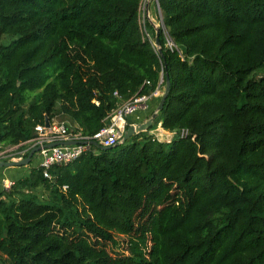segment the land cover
I'll list each match as a JSON object with an SVG mask.
<instances>
[{"label":"trees","instance_id":"16d2710c","mask_svg":"<svg viewBox=\"0 0 264 264\" xmlns=\"http://www.w3.org/2000/svg\"><path fill=\"white\" fill-rule=\"evenodd\" d=\"M140 2L0 0V151L56 115L92 137L166 76L151 129L175 133L31 168L0 193V264H264V0H158L164 61Z\"/></svg>","mask_w":264,"mask_h":264},{"label":"built area","instance_id":"2783aa9c","mask_svg":"<svg viewBox=\"0 0 264 264\" xmlns=\"http://www.w3.org/2000/svg\"><path fill=\"white\" fill-rule=\"evenodd\" d=\"M149 2L154 5L155 11L159 15V20L156 23L159 27L161 23V12L158 5V0H141L140 14H142L143 21L146 18L145 6ZM167 46L172 49L174 45L170 40H167ZM149 84V82H147ZM116 95V93H114ZM117 96V95H116ZM160 96L159 89L154 90L150 94L135 95L128 101L121 103L116 110L112 112L109 122L92 137H83L78 132L71 131L65 121L52 120L49 128L44 125H37L35 131L37 137L27 143V147L20 148L19 146H10L0 151V160H18L24 158V154L30 151L33 147L43 146L58 141H88L93 140L103 147H112L120 143L124 131L127 128V119L140 110L147 109V103L152 97ZM149 135L154 137L157 141L162 143H169L174 137L175 133L165 131L161 124L149 130ZM188 135L187 130L180 132L181 137ZM93 146L88 144L76 145H61L48 149H41L37 154L41 156V162L38 167L43 169V177L51 179L48 170L53 165H63L72 162L85 152L93 150ZM66 186L63 187L65 189Z\"/></svg>","mask_w":264,"mask_h":264},{"label":"water","instance_id":"95a60500","mask_svg":"<svg viewBox=\"0 0 264 264\" xmlns=\"http://www.w3.org/2000/svg\"><path fill=\"white\" fill-rule=\"evenodd\" d=\"M148 9H149V2L145 6V13H146L147 20L150 22V24L153 26V28L155 30V36H154L153 45H154V48H155L157 54L161 58V60L164 61V55L162 53L160 42H159L160 27L158 25H156V23H154L153 21L150 20ZM169 90H170V81H169L168 76H166L165 77L164 86L162 87V90L160 92L159 103H158L157 107L155 108V110L153 111V113L144 122L138 123V124H135V125L127 126V128L124 131V134L122 136V139L120 141V144H122L125 141H127L128 139H130L133 135L139 134V133H142V132H147L153 127V125L155 123V120L157 119V117L159 115V112L164 107V103H165L166 98L168 96ZM44 126H45V128H49V126H50V122L47 119L45 121V125ZM76 144H88L90 146L95 147L96 149H98L100 151L110 150V149L115 148L117 146V145H115V146H112V147H103V146H100L97 142H95L93 140H88V141H76V140L75 141H58V142H54V143H51V144H46V145H43V146L33 147L28 152V155L25 158H22V159L6 160V161L0 160V168L27 166V165L30 164V162L32 160V157L35 154H37L41 149H48V148H51V147L61 146V145H76Z\"/></svg>","mask_w":264,"mask_h":264},{"label":"crops","instance_id":"0c3cea01","mask_svg":"<svg viewBox=\"0 0 264 264\" xmlns=\"http://www.w3.org/2000/svg\"><path fill=\"white\" fill-rule=\"evenodd\" d=\"M155 12L156 11H155L154 5L150 4L149 9H148L149 18L154 23L156 22L153 18V17H155V15H154ZM161 90H162V88L159 89V92H161ZM159 99H160V96L159 97L158 96L152 97L147 103V109L140 110L137 113H135L134 115L130 116L128 119L130 120L131 125L142 123L145 120H147L149 118V116L153 113L155 108L157 107V105L159 103ZM52 120L57 121V119H52ZM60 121H63V120H60ZM32 161H34L33 167H35V168L38 167L40 162H41V156L39 154H35L32 157L30 164H32ZM29 165L21 166V167L0 168V193L3 190L10 189V187L17 180L28 176L29 170H30ZM41 190H43V188H38L37 193H39L40 197L42 196L44 198H47V194L45 192H43L44 194H42L40 192Z\"/></svg>","mask_w":264,"mask_h":264},{"label":"rangeland","instance_id":"374dc122","mask_svg":"<svg viewBox=\"0 0 264 264\" xmlns=\"http://www.w3.org/2000/svg\"><path fill=\"white\" fill-rule=\"evenodd\" d=\"M155 17L154 20L157 22L159 20V15L157 12H155ZM140 22H141V25H142V29H143V17H142V14H140ZM256 73V76L259 77V76H262L264 75V67L258 69L255 71ZM53 119H57V120H63L66 122L67 126L69 129H73V125L69 122V119L65 116H61V115H56ZM33 163L34 161H32V164L29 165L30 169L33 168ZM42 194H44L43 192H45L47 194L46 191H43L41 190L40 191ZM115 240L117 241L118 243V247L115 248L113 246H110L108 245L106 248L108 250V252L111 254V255H117L118 253H125V248H126V238L123 237V236H120V235H117L115 236Z\"/></svg>","mask_w":264,"mask_h":264}]
</instances>
